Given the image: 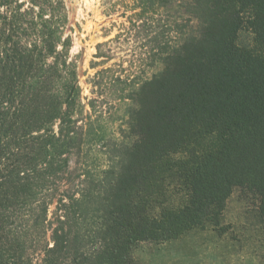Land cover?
<instances>
[{"label": "trees", "instance_id": "16d2710c", "mask_svg": "<svg viewBox=\"0 0 264 264\" xmlns=\"http://www.w3.org/2000/svg\"><path fill=\"white\" fill-rule=\"evenodd\" d=\"M38 2L0 0V264H133L138 242L217 221L235 187L264 215V0L187 1L198 32L133 93V139L96 170L76 161L66 17Z\"/></svg>", "mask_w": 264, "mask_h": 264}, {"label": "rangeland", "instance_id": "374dc122", "mask_svg": "<svg viewBox=\"0 0 264 264\" xmlns=\"http://www.w3.org/2000/svg\"><path fill=\"white\" fill-rule=\"evenodd\" d=\"M49 1L50 8L38 2L35 12H43L54 26L59 12L65 15L59 34L69 41L68 60L80 88L81 112L73 116L84 142L76 161L88 170L102 169L115 142L133 139L128 130L133 93L162 70L164 55L199 27L188 0ZM250 39L242 32L239 41ZM171 193L168 200L176 203L180 194ZM259 203L256 194L235 187L217 221L164 242H138L131 251L133 264H264Z\"/></svg>", "mask_w": 264, "mask_h": 264}]
</instances>
